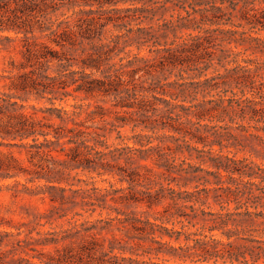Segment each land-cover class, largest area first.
Here are the masks:
<instances>
[{"label":"clouds","instance_id":"clouds-1","mask_svg":"<svg viewBox=\"0 0 264 264\" xmlns=\"http://www.w3.org/2000/svg\"><path fill=\"white\" fill-rule=\"evenodd\" d=\"M0 264H264V0H0Z\"/></svg>","mask_w":264,"mask_h":264}]
</instances>
